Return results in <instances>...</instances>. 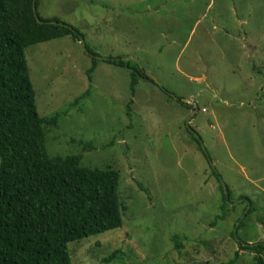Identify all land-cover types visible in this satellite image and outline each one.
I'll use <instances>...</instances> for the list:
<instances>
[{"label": "rangeland", "instance_id": "1", "mask_svg": "<svg viewBox=\"0 0 264 264\" xmlns=\"http://www.w3.org/2000/svg\"><path fill=\"white\" fill-rule=\"evenodd\" d=\"M38 10L81 31L97 58L132 59L156 81L140 79L133 94L130 71L105 61L90 81L93 57L68 35L26 50L40 116L62 112L49 153L80 149L85 165L121 174L123 227L71 242L72 264L79 245L88 264L117 246L127 264H221L236 252L250 264L238 242H264V1L40 0ZM191 115L207 157L185 130ZM214 170L231 191L216 226ZM242 194L254 202L247 218Z\"/></svg>", "mask_w": 264, "mask_h": 264}, {"label": "trees", "instance_id": "2", "mask_svg": "<svg viewBox=\"0 0 264 264\" xmlns=\"http://www.w3.org/2000/svg\"><path fill=\"white\" fill-rule=\"evenodd\" d=\"M39 4L40 0H35L34 10V0H0V264H72L71 242L81 244L84 238L122 228L123 214L127 211L119 169L112 165L103 168L85 165L80 149L78 154L65 156L48 151L47 135L58 127L62 112L40 116L26 50L30 45L67 35L84 42V34L58 17H42ZM84 45L93 57L94 64L88 69L90 81L96 64L105 61L130 71L133 94L140 79L156 82L134 60L97 58L99 54L85 42ZM90 90L71 105L79 103ZM185 130L209 156L201 144L202 137L194 136L196 130L192 132L188 127ZM81 146L86 151L93 148L87 143ZM210 163L213 164L211 160ZM213 173L223 201L221 212L212 223L216 226L229 216L231 191L215 170ZM240 199L249 204L247 218L255 210L254 202L247 194ZM241 221L232 231L236 240ZM180 238L173 237L178 248L182 247ZM238 243L241 249L253 253L250 264H264V242ZM80 247L75 250L76 264L86 263L78 254ZM106 253L97 264H127L125 259L132 257L121 246ZM238 258L236 252L221 264H237Z\"/></svg>", "mask_w": 264, "mask_h": 264}, {"label": "water", "instance_id": "3", "mask_svg": "<svg viewBox=\"0 0 264 264\" xmlns=\"http://www.w3.org/2000/svg\"><path fill=\"white\" fill-rule=\"evenodd\" d=\"M33 8H34V10L36 9V6H35V0H34V5H33ZM38 21L40 22V23H42V20H40L39 18H38ZM83 41V40H82ZM99 58H101V57H99ZM151 77V76H150ZM152 78V77H151ZM197 110H198V108H196V109H194V111H193V115L197 112ZM193 115H191L190 116V118L187 120V124L190 126V121H191V119H192V117H193ZM189 129L192 131V132H195L194 131V129L190 126L189 127ZM195 135H197V133H195ZM213 165V164H212ZM224 185V184H223ZM224 189H225V192L227 193V188H226V186H224Z\"/></svg>", "mask_w": 264, "mask_h": 264}]
</instances>
